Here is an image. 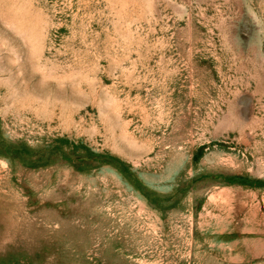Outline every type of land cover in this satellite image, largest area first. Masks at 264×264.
<instances>
[{
  "label": "rangeland",
  "instance_id": "rangeland-1",
  "mask_svg": "<svg viewBox=\"0 0 264 264\" xmlns=\"http://www.w3.org/2000/svg\"><path fill=\"white\" fill-rule=\"evenodd\" d=\"M0 264H264V0H0Z\"/></svg>",
  "mask_w": 264,
  "mask_h": 264
}]
</instances>
